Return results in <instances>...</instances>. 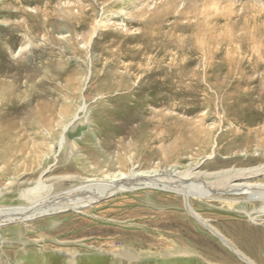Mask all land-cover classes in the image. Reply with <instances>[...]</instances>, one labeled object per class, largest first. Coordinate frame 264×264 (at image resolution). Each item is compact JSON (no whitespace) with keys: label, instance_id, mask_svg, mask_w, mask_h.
Here are the masks:
<instances>
[{"label":"rangeland","instance_id":"obj_1","mask_svg":"<svg viewBox=\"0 0 264 264\" xmlns=\"http://www.w3.org/2000/svg\"><path fill=\"white\" fill-rule=\"evenodd\" d=\"M159 67L199 85L193 97L137 93L163 77ZM8 97L25 104L9 121ZM0 110V208L65 200L74 185L120 173L264 163V0H0ZM253 195L189 205L264 264V206L249 201L264 195ZM83 205L1 223L0 263L67 264L71 251L72 264H249L180 194L140 188Z\"/></svg>","mask_w":264,"mask_h":264},{"label":"bare ground","instance_id":"obj_2","mask_svg":"<svg viewBox=\"0 0 264 264\" xmlns=\"http://www.w3.org/2000/svg\"><path fill=\"white\" fill-rule=\"evenodd\" d=\"M176 72H178V71H176ZM154 73L155 74H164V75L162 78H155V80H152L153 82H148V83L147 82H145V83L140 82V84L138 86L136 85L137 86V88H136L137 93L138 92L139 93H143V92L145 93L147 90V92H149V94L155 93V95H156V93H159V94L162 93V94H164V96L163 95H161V96L165 97V99L166 98H169V99H177L178 98L179 99V98H185V97L190 96V95H192V97H193V93L191 92V89L195 86H199V85L191 84L188 81L185 82V81H181L178 79H176V80L173 79L174 78L173 77L174 76V69L171 72V69L168 70V68L165 69L164 67H159L158 69H156V71ZM170 73L173 76H169V75H171ZM125 75H126V73H125ZM248 82H250V81H248ZM121 84H122V82H121ZM233 84H235V83H233ZM244 87H245V85H244ZM253 87H251V88H253ZM110 88L114 91L115 90L114 88H116V87L111 86ZM254 88H256V87H254ZM116 89L122 90L121 87H117ZM12 90H14V89H12ZM121 92L122 91L116 92L115 95L119 96L121 98H125V99H128V97H130V95H126L125 93H121ZM232 97H234V96H232ZM245 98H247V97H245ZM15 102L13 101L12 98H9V97L4 99V101H1V103L3 105H5V109L2 112L1 116L3 118H5V120H7V121H9L10 117L14 114V111H16L18 109H22V107L23 108L25 107V104L19 105V104H16ZM137 106L138 107H136V108H139L141 105L137 104ZM124 107H126L127 109L129 108L127 106H124ZM46 108H47L46 119H47L48 125H51L52 120H53V117H51V116H52L54 111L49 107H46ZM62 114L67 115L68 114L67 110L62 111ZM124 115H126V114H124ZM72 118H74V115ZM70 124H71V122H69V125ZM67 126H68V124H67ZM67 126L64 127V131H66ZM48 129H50V128H48ZM52 132L53 131L49 130L47 132V134H50L52 136L53 135ZM191 139H192V136H191ZM189 142L190 141L187 142V139L181 140L182 145H184V144L187 145ZM202 142L206 143L207 138L204 137L202 139ZM155 175H153V174L149 175V174H145L142 172L141 173L132 172L129 175H126L124 173H120V174L114 176L113 178H111L109 181L101 180V181H96V182H87V183L85 182V184L83 183L81 185H74L73 187L68 189V191L66 192L65 200L61 199V200H58V202H51V203L48 202V203L29 206V207L28 206L27 207H3V206H1L2 208H0V224L4 223V222L7 223V222L20 221V220H24V218L28 219V218H32V217H35V216H38L41 214L51 213L52 211L54 212L55 210H58V208H61V207H72V208H74L78 204L87 205V204H90L91 202L97 201L98 198H102L103 196H105L106 194H109V193L114 194V193H117L120 191L121 192H123V191L128 192V191L136 190V189H140V188H154V189H159V190L161 189V190H166L169 192L180 194L182 197L183 206H185L186 213L188 215H192L196 220H198V222H200L206 229H208V231H210L217 238H219L220 241L224 245L231 248L232 246L229 244V241L217 229H213L211 226H208L206 221H204L198 213L194 212V209L189 205L190 204L189 198H191V197H202V198L219 199V197H221L220 195H223L226 193L231 194V195H237V194L240 195L241 194V197L250 196V195L254 196L253 193H259V194L264 195V182H253V181H251V179H253L255 177H259L260 175H264V163H261V164H258L256 166L249 167V168L222 169V170H215V171H212L210 173H198V172H193L191 169H184L183 171L172 174L171 176H155ZM42 186L43 185H41V187ZM61 193L63 194L64 192H61ZM39 194H41V193H39ZM242 195H245V196H242ZM24 196L28 197L29 195L24 194ZM41 196H43V194ZM55 198H56V195H55ZM244 201L247 202L248 200H243V202ZM249 201H252L253 203L258 202L260 205L264 206V202H263L264 199H262L261 197L260 198L254 197V199H251ZM233 202L237 203V202H241V201H237V198H234ZM246 213H247V211H246ZM185 214H181V217H186ZM259 217H260V215H255V216H250L249 219L253 223H256V219H258ZM259 239H261V238H259ZM231 250L237 256H240L243 260H245L249 264H251L245 255L243 256L242 254L238 253L237 250L233 247ZM69 254L70 255H69V259H68L67 264H72L73 263V260H72L73 259V253H71V251H70ZM0 264H2V263H0Z\"/></svg>","mask_w":264,"mask_h":264}]
</instances>
